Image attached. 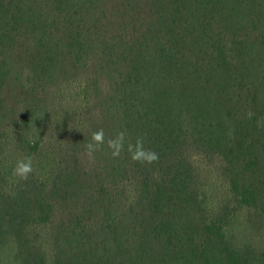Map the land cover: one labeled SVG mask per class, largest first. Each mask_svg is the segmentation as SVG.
<instances>
[{
  "label": "trees",
  "instance_id": "1",
  "mask_svg": "<svg viewBox=\"0 0 264 264\" xmlns=\"http://www.w3.org/2000/svg\"><path fill=\"white\" fill-rule=\"evenodd\" d=\"M90 69L103 178L84 182L76 162L52 190L0 187V246L10 236L22 264H45L34 232L55 224L52 264H264L225 230L238 209L264 214V0H0V114L5 92ZM121 132L113 156L107 142ZM138 140L155 161L132 158ZM197 156L227 173L230 199L213 217Z\"/></svg>",
  "mask_w": 264,
  "mask_h": 264
},
{
  "label": "rangeland",
  "instance_id": "2",
  "mask_svg": "<svg viewBox=\"0 0 264 264\" xmlns=\"http://www.w3.org/2000/svg\"><path fill=\"white\" fill-rule=\"evenodd\" d=\"M25 71L28 73L29 69ZM93 78L92 69L64 71L54 74L43 92H5L0 114V187L6 194L22 193L27 181L52 190L62 172L76 166V162L83 168L84 182L95 185L103 178L99 176L107 163L102 152L89 156L85 145V139L98 129L103 119L101 105L95 99V92L100 91ZM102 90H105L103 85ZM25 157L30 158L33 170L28 179L21 180L13 170L16 162ZM205 157L197 156L195 165L207 211L213 217L230 199L231 191L219 160L212 162ZM129 177L128 172L123 176L126 182L122 199L126 205L134 204L137 194V187ZM101 186L104 188L105 182ZM54 205L58 212L59 205ZM258 215L245 209L235 211L225 227L235 248L264 251V214ZM87 217L91 226L102 220L100 215ZM54 225L39 227L34 232L45 264H52L50 240ZM18 251L9 236L0 246V264H22L17 259Z\"/></svg>",
  "mask_w": 264,
  "mask_h": 264
},
{
  "label": "clouds",
  "instance_id": "3",
  "mask_svg": "<svg viewBox=\"0 0 264 264\" xmlns=\"http://www.w3.org/2000/svg\"><path fill=\"white\" fill-rule=\"evenodd\" d=\"M125 134L123 132L118 133L115 139L108 140V146L113 149L112 155H119L121 149L124 146ZM104 142V132L100 129L92 133L91 140L87 143L86 149L89 156L100 148ZM129 150L132 153V158L135 160H141L143 162L151 163L155 161L158 157L154 151H146L143 148L142 141H137L135 146L129 145ZM32 163L30 158L25 157L23 160H18L14 168V174L21 180L28 179L29 174L32 172Z\"/></svg>",
  "mask_w": 264,
  "mask_h": 264
}]
</instances>
